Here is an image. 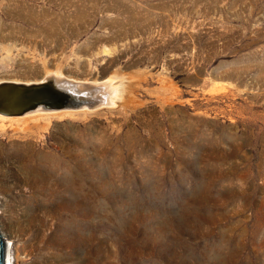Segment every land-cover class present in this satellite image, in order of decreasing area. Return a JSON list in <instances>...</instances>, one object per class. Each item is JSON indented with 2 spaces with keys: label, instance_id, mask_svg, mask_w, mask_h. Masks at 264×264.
<instances>
[{
  "label": "rangeland",
  "instance_id": "1",
  "mask_svg": "<svg viewBox=\"0 0 264 264\" xmlns=\"http://www.w3.org/2000/svg\"><path fill=\"white\" fill-rule=\"evenodd\" d=\"M55 69L122 94L0 124L13 264H264V0H0V81Z\"/></svg>",
  "mask_w": 264,
  "mask_h": 264
},
{
  "label": "water",
  "instance_id": "2",
  "mask_svg": "<svg viewBox=\"0 0 264 264\" xmlns=\"http://www.w3.org/2000/svg\"><path fill=\"white\" fill-rule=\"evenodd\" d=\"M102 80L74 79L53 72L33 81L1 80L0 115L11 118L36 112L59 116L65 112H92L109 107L111 101L103 93ZM0 264H4L1 236Z\"/></svg>",
  "mask_w": 264,
  "mask_h": 264
},
{
  "label": "bare ground",
  "instance_id": "3",
  "mask_svg": "<svg viewBox=\"0 0 264 264\" xmlns=\"http://www.w3.org/2000/svg\"><path fill=\"white\" fill-rule=\"evenodd\" d=\"M59 71L57 69H55V70H53V73L56 74V75H60ZM47 72H45V73H47ZM92 80H94V79H92ZM100 83H101V87L103 89V93L107 94L108 99L111 101V105L114 104L113 102L116 101V98L119 97L122 94L121 90L119 91L120 87L114 86L112 81H111V79H109L108 77L107 78H103V80ZM65 113H68V112H65ZM61 115H59V117H61ZM49 117L50 116H48V115H42V114H39V113H36V112L25 114V115H23L21 117H11V118L0 115V124H4L5 122H7L9 125L18 126V125H22V124L24 125V123L30 118L36 119V118H49ZM15 170H17V168ZM0 236H1L2 240H3V242H4V264H13L12 262H13L14 259L12 260V254H11V251H10V242L4 237V234L1 231H0Z\"/></svg>",
  "mask_w": 264,
  "mask_h": 264
}]
</instances>
